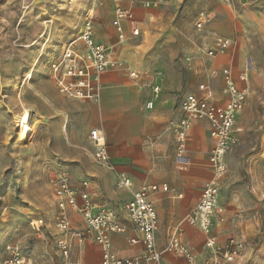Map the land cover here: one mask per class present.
Segmentation results:
<instances>
[{"label": "rangeland", "instance_id": "374dc122", "mask_svg": "<svg viewBox=\"0 0 264 264\" xmlns=\"http://www.w3.org/2000/svg\"><path fill=\"white\" fill-rule=\"evenodd\" d=\"M117 4L132 12L123 40L114 26ZM246 10H258L264 23V0H162L151 6L134 0H0V264L8 256V242L19 244L32 264L65 263L56 244L53 196V180L62 170L70 172L77 185L86 180L101 203L120 213L127 200L113 199L118 187L93 161L92 128L105 132L109 150L116 151L120 165L130 163L133 174L151 162L150 183L171 178L172 165L178 161L174 141L180 101L208 76L209 25L217 14L234 18ZM201 11L213 19L199 28ZM88 19L97 40H109L119 48L121 57H116L125 66L104 74L99 100L62 96L60 111L50 96L58 93L50 65ZM133 22L138 34L133 33ZM247 49L246 53L257 54L259 64L249 75L237 116L240 140L227 151V171L218 178L221 190L213 231L221 232L223 240L229 236L244 240V260L264 264V40L250 34ZM129 68L159 78L161 91L152 111L146 109L150 88L135 86ZM114 88L124 90L129 100L136 99L132 106L126 102L128 112L111 106L105 93ZM24 106L30 112L31 132L23 143L17 138L21 129L17 116ZM132 110L136 114L130 116ZM126 136L130 162L124 159L126 146L121 142ZM160 136L166 138L165 153L152 149ZM77 223L75 228H85L83 222ZM71 258L82 264L99 262L92 256L83 260L74 240Z\"/></svg>", "mask_w": 264, "mask_h": 264}, {"label": "built area", "instance_id": "2783aa9c", "mask_svg": "<svg viewBox=\"0 0 264 264\" xmlns=\"http://www.w3.org/2000/svg\"><path fill=\"white\" fill-rule=\"evenodd\" d=\"M134 1L151 6V3L157 5L162 0ZM131 16L130 9L117 4L114 26L120 40L125 37V25L130 21ZM210 21L211 15L201 11L196 25L201 28ZM132 30L134 34H138L136 22L132 23ZM232 44L231 38L216 35L207 53L209 56H215L225 52ZM124 66L125 63L111 53V47L96 39L94 24L88 19L78 37L69 43L58 59L51 63L50 74L62 94L79 99L98 100L101 95L102 75L108 70ZM248 69L247 66L241 76L244 80L248 79ZM128 74L133 82L151 89L152 93L146 102V107L152 109L160 94V85L153 81L148 72L129 68ZM225 84L229 100L223 106L211 101L213 88L206 83L199 85L201 94L188 93L182 97L180 101L182 117L175 138L177 160L185 161L187 133L193 122L203 118L210 122L211 136L214 139L211 150L214 176L205 183L199 201L188 215L192 225L200 228L206 235L204 246L208 252L203 258L204 264H246L243 258L246 248L244 240L232 236L221 242L213 233L214 217L221 190L218 178L227 171L224 160L227 151L239 141L237 116L245 102V92L237 88L230 73L225 75ZM90 139L94 146L92 153L94 163L115 175L118 188H130L132 179L113 162L102 131L93 128L90 131ZM87 188L86 180L81 185H77L70 172L66 170H62L53 180V196L56 203L55 224L58 231L56 244L64 258V264H81L72 260L71 249L73 238L83 239L85 235L92 236L102 248L100 264H160L167 253L183 257L186 264H198L199 255L183 240L184 230L180 225L174 228L164 248L158 247L156 231L159 227V218L156 207L149 198L151 190H158L157 185H144L133 191L131 198L125 204L126 221L105 203L95 201ZM162 189L168 191L170 188L164 184ZM71 210L80 213L85 224L84 229L73 226ZM130 229L135 234L128 238L129 243L133 245L141 243L144 249L139 256L121 257L113 248L112 234L126 233ZM5 248L8 256L3 264H32V260L27 257L19 244L8 242Z\"/></svg>", "mask_w": 264, "mask_h": 264}, {"label": "crops", "instance_id": "0c3cea01", "mask_svg": "<svg viewBox=\"0 0 264 264\" xmlns=\"http://www.w3.org/2000/svg\"><path fill=\"white\" fill-rule=\"evenodd\" d=\"M212 19L213 18L211 17V21ZM226 23H228V25H226ZM229 23H231L232 26H229ZM209 26L211 33L210 34L211 46L214 42L216 35H221L227 38H231L233 40L232 46L229 49H227L225 52L210 57L211 60H209L208 63L209 71H208L207 80L200 83V84L206 83L211 85V87L213 88V96L211 98V101H213L217 105L223 106L229 100V94L225 91V85H226L225 75L227 73H230L232 75L233 80L239 90L244 92L247 90L246 84L249 81V75L252 74L254 69L259 64V59L257 57V54H255L254 52L246 53V51L248 50L247 49L248 39L250 34H255L264 40V23L261 14L258 12V10H250V11L246 10L245 12L243 11L242 13L235 14L234 18H232V16H224L222 14H217V16L214 18V21ZM100 41L104 42L106 45L111 47V53L113 55L121 57L119 48L118 49L116 48L115 43H112L109 40L108 41L100 40ZM240 50H243L244 53L242 57V61L239 58ZM247 66L249 67L248 79L244 80L243 78H241V76L243 75ZM111 70L106 71L104 74L111 72ZM104 74L102 75V88L105 83ZM149 74L152 76L153 81L156 84L160 85L159 78L155 77L151 73ZM130 80L132 81L131 78ZM132 83L139 88L146 87L142 84H137L133 81ZM54 85L58 93L53 91V93L50 96L55 102L54 106H57L60 111L64 110V105L62 103L63 100L62 96L77 101H87V100L97 101L94 99H79V98L69 97L59 92L55 82ZM190 93L201 94L202 91L199 89L198 86L197 91ZM101 94H102V89H101ZM105 94L110 98V103L111 106H113V108L115 107L121 110H125V111L127 110V112H128L127 109L128 106L126 102L129 103L130 101L131 106L133 101L136 102V99L132 100V98H130L129 100L127 98V94L125 93V91L119 88L109 89L106 91ZM158 98L156 99L155 105L152 109H148L147 107L146 109L152 111L156 106ZM129 114L130 116H132L133 114L136 113L135 111L132 110L130 111ZM181 117H182V111H181ZM94 128H98L101 130V128L99 127H94ZM237 128H238L237 135L240 140L242 128L238 125V123H237ZM177 130H178V125H177ZM126 131L130 132L129 129H127ZM102 133L104 134L106 139L105 132L102 131ZM187 134H188L187 136L188 149L185 152V157H186L185 161L178 160L177 164L176 163L173 164L171 168V172H172L171 178L170 179L163 178L158 183L157 182L150 183V181H152V177L150 176L149 173V171L152 169L151 162H149L144 167L139 166L138 168L139 171L141 172L137 174H133L131 172L130 163L127 164L124 163V165H120L121 163H119L116 160L115 158L116 151L114 150L116 146L114 145L111 148V150H114L113 152H111L108 148L113 162L118 164L120 168L123 169L132 179V186L128 189L118 188V190H115V197H113V199L120 197V199L124 201L126 200L128 201L131 198L133 191L140 189L142 186L157 185L158 190L156 191L151 190L149 192V198L153 201L159 218V227L158 230L156 231L158 247L164 248V246L169 241V236L174 230V228L180 225L184 230L183 240L194 252H196L199 255L198 264H204L203 258L206 256L208 252V250L204 246L206 235L200 228L192 225V223L187 218V216L190 214L191 210L195 207V205L199 201L205 183L214 176L212 160H211V150L214 146V139L211 136L210 122L208 119L205 118L195 120L191 128L188 130ZM89 138H90V134H89ZM165 139L166 138H164V136L163 138L162 136H160L158 140H156L152 145L153 151H157L156 153H161L165 151L167 149L166 143L164 141ZM121 142H123L124 145L126 146L125 152H127V156H125L124 159L130 162L132 152L130 150L131 146H130L129 137L126 136L124 139H122ZM91 146H92V152H91L92 155L94 150V146L92 142H91ZM174 146H175V141H174ZM147 166H149V169ZM157 166L160 167L161 165L157 164ZM98 167H100L101 169H103V171H105V173H107V177H108L107 180L112 181L117 186L115 175L106 168H103L101 166ZM107 180L106 178H104L103 181H106L107 183ZM164 184H167L169 186L170 189L168 191H164L162 189V186ZM87 189L90 192L93 199L101 203L100 200L98 199V195L91 193V191L89 190V186ZM118 214H120L123 217L121 218L126 221L125 205L123 208L120 209V213L118 212ZM70 215L73 223L78 224L77 222H83L82 216L77 211L71 210ZM134 234L135 233L131 229L126 233L112 234L113 248L121 257L139 256L143 252L144 247L141 243L134 245L129 243L128 238L130 236H133ZM215 235L219 238L221 242H225L229 237H232L229 236L223 240V238L219 236L222 235L221 232H219L218 235L217 234ZM73 240L74 243L77 246H79V248L81 249V258L83 260L88 262L89 258L92 256L95 258L94 260L99 261L98 264H100L102 259V248L100 247L99 244H97L93 239L90 238L79 239L77 237H74ZM244 262L246 264H249L247 260H244ZM160 264H186V260L181 256H176L167 253L164 255V258Z\"/></svg>", "mask_w": 264, "mask_h": 264}, {"label": "bare ground", "instance_id": "6f19581e", "mask_svg": "<svg viewBox=\"0 0 264 264\" xmlns=\"http://www.w3.org/2000/svg\"><path fill=\"white\" fill-rule=\"evenodd\" d=\"M30 77H32V74L29 75ZM17 118L19 119V122L21 123V129L20 132L17 136L18 140L20 142H27L30 136V126H29V122H30V112L29 109L26 108L24 106V110L17 116Z\"/></svg>", "mask_w": 264, "mask_h": 264}]
</instances>
